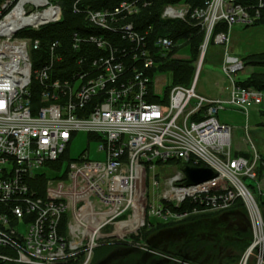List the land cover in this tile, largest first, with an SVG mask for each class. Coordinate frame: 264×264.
Masks as SVG:
<instances>
[{
    "label": "built area",
    "instance_id": "built-area-1",
    "mask_svg": "<svg viewBox=\"0 0 264 264\" xmlns=\"http://www.w3.org/2000/svg\"><path fill=\"white\" fill-rule=\"evenodd\" d=\"M82 1H73L72 12L101 34L73 33V67L62 75L70 59L59 40L47 43L46 58L33 68L30 52L40 40L18 35L61 20L60 6L53 0H0L1 261L89 264L95 243L125 239L151 219L168 223L202 209L228 210L237 199L258 207L241 177H255L260 154L231 153V127L219 112L227 104L264 108V90L237 83L235 75L246 64L231 53L230 43L232 26L264 23V0L163 3L160 21L181 20L201 31L195 58L190 35L174 39L153 35L152 24L136 27L138 13L153 0H120L101 9ZM210 44L222 46L226 96L195 90ZM174 60L194 66L187 85L171 84V71L162 68ZM32 83L38 87L36 105ZM80 133L97 141L103 157L91 159L82 151L62 173L49 176L39 195L37 177ZM183 164L211 167L216 176L185 185ZM172 165L173 173L165 169L157 178L160 167ZM148 190L157 194L150 203ZM185 202L193 206L174 209ZM255 216L256 227L262 223ZM105 226L109 235L102 232ZM260 231L253 233V249L264 242Z\"/></svg>",
    "mask_w": 264,
    "mask_h": 264
},
{
    "label": "trees",
    "instance_id": "trees-1",
    "mask_svg": "<svg viewBox=\"0 0 264 264\" xmlns=\"http://www.w3.org/2000/svg\"><path fill=\"white\" fill-rule=\"evenodd\" d=\"M74 0H53L56 4L61 7L62 18L54 23L46 24L41 26L38 30H23L18 33L20 36L29 37L31 39L40 40V48L33 49L30 52L32 59V67L36 68L41 65L47 54V43L51 40L57 39L62 43V50L66 54V59H70L71 52V38L74 32L82 34H101V31L90 27L83 19L81 14H75L72 12V4ZM120 0H84L83 4H89L94 9L111 8L116 5ZM179 0H153L152 4L148 8H142L140 14L136 17L138 29H143L146 25L152 24L154 30L153 35L161 34L173 37L174 39L183 38L190 35V46L192 52L196 51V47L202 39V33L198 26H192L187 22L181 20L175 21H160L158 17V11L163 3H174ZM193 5L202 3V0H188ZM263 25L264 23H258L256 25ZM249 26H246L247 28ZM195 54V53H194ZM69 55V56H68ZM194 58L196 55L193 56ZM243 62L253 66V71L245 79H237V83L241 86H251L256 89L264 90V51L255 52L245 55L242 58ZM64 71L62 75L67 74L73 67L71 59L64 62L62 65ZM162 68L171 71V84H184L190 83V78L193 74L194 66L190 61L186 60H174L169 64L162 66ZM32 88V103L36 105L38 103V87L35 83L31 84ZM168 89L165 91L167 94ZM166 98V96H165ZM149 101L158 102L157 97H149ZM262 116H264V108L260 110ZM93 136H90V138ZM238 155V154H233ZM247 156V155H244ZM260 158L264 159L263 155ZM68 155V148H66L62 154L57 158L56 161L47 163V166L59 170L62 173L68 160H71ZM169 163H176L178 160H169ZM66 163V164H65ZM199 162L198 165H202ZM256 168L259 170L263 168L258 162ZM61 176V175H60ZM46 174H40L35 183L34 187L38 190V194L42 195L44 192ZM193 205L185 202L179 208V210L190 209ZM264 207V205H262ZM239 218L245 214V208L242 201L239 199L228 210H220L213 213L196 214L189 218H185L179 222H168L163 223L161 226H175L180 225L186 232V237L180 241V252L182 257L186 261L195 262L197 264H205L209 259H219L225 254V249H229L231 245L237 246L240 250H243L247 245L251 243L252 237L243 225L241 228L232 224V216ZM229 215V217H227ZM247 231V232H246ZM151 233V232H150ZM149 232H147V235ZM174 248V245H171ZM215 247V251L209 252V249ZM175 249V248H174ZM176 250V249H175ZM207 253H206V252ZM176 252V251H175ZM226 255L228 261L233 257V254L229 253ZM174 255H179L178 252ZM185 261V262H186ZM0 264H21L16 262H5L0 260ZM219 264H222L220 262Z\"/></svg>",
    "mask_w": 264,
    "mask_h": 264
},
{
    "label": "rangeland",
    "instance_id": "rangeland-1",
    "mask_svg": "<svg viewBox=\"0 0 264 264\" xmlns=\"http://www.w3.org/2000/svg\"><path fill=\"white\" fill-rule=\"evenodd\" d=\"M73 5V4H72ZM61 8V7H60ZM72 9V7H71ZM141 11V10H140ZM140 12L138 13V15ZM260 25V24H259ZM241 30V31H240ZM230 40H231V53L238 55L240 58H243L245 55L255 52H262L264 51V28L262 27H252L248 28L247 30H243L242 27L235 26L233 28V31L231 33L230 31ZM184 52L188 53V49L185 48ZM195 53V54H194ZM192 52L191 54L194 56L197 53V49L195 52ZM222 46L210 44L206 50V54L204 57V61L202 63L198 81L195 86V90L197 93L200 94H206V95H214L217 93H221L224 91V95H227V89H225V75L222 71ZM196 65V64H194ZM245 71H251V68H253L252 65L247 64L245 65ZM243 76L242 72H238L235 75V79H240ZM262 107L253 105L247 108V110L242 109L238 113H233L227 110H222L219 113V118L221 121H227L231 127V148L230 151L233 154L234 149L236 145L241 147H246L248 150L249 155H252L253 153H258L264 156V116L261 115L260 110ZM86 151L89 158L91 159H100L103 157V153L99 152L97 150V141L95 139H89L87 135L85 134H77L76 138L72 141L70 146L68 147V155L70 158H74L80 155L82 151ZM260 165L263 167L260 170L258 168H255V177L249 178L246 175L242 176L241 179L245 183V185L249 188V191L251 195L255 198V202L258 205V209L256 210V213L253 212V210L248 206L247 208L242 201L243 206L245 208V214H243L241 217L238 218V221L235 222V224L239 225H245L247 231L249 232V235L253 237V233L259 235L261 232V228L264 232V159L259 158ZM258 160V161H259ZM69 161V160H68ZM66 164V163H65ZM174 165L172 166H166V167H160L159 171L156 169V172L158 171L159 175H157V178L161 175H165L164 172L165 169H167V173L171 174L174 172ZM169 167V168H168ZM46 175L45 184L48 181L49 176H56L57 171L50 167L44 168ZM151 170L147 169L146 172L149 173ZM148 182V179H147ZM157 194L154 192L147 191L146 199L147 202L150 203L154 200H156ZM238 200V199H237ZM235 203V202H234ZM200 209V208H199ZM219 210H198L197 212H192L187 214L186 216L182 218H178L176 222H179L181 220H184L185 218H189L191 216H194L196 214H206V213H213L217 212ZM259 216L261 219L260 225L256 224L254 219L257 220ZM125 217V215L123 216ZM229 217V215L227 216ZM233 218V217H232ZM253 220V223H251V219ZM151 223L146 224L144 227H142L139 230H131V232H127L125 239H117V240H111L106 238H102L100 241H98V244L95 243V247L92 252V256L90 258H93V255L95 253V250L100 246L102 243L110 242L113 243H126V244H136L140 247H142L145 243V238L147 232H153L154 230L163 227L161 226L160 221L155 220H149ZM171 222V221H168ZM166 223V222H165ZM262 225V227H261ZM129 231V227L126 229ZM246 231V232H247ZM104 234H108L110 232V228L108 226H105L102 230ZM181 241V240H179ZM255 241V240H254ZM252 242V240H251ZM264 242H257V245H255L254 249L253 247L247 245L243 250H240L237 246H229L230 252L233 254L236 258L232 257L230 261H224L225 263L222 264H264V250H263V256L258 258L259 252L262 250V246ZM140 244V245H139ZM175 246L179 245V242H174ZM264 248V247H263ZM169 254H174L175 249L170 247ZM252 249V250H251ZM209 252L215 251L214 248L209 249ZM206 252V251H205ZM250 252V253H249ZM207 253V252H206ZM243 258V259H242ZM242 260V261H241ZM219 261L223 262V260L219 259ZM241 261V263H240ZM218 258L215 259H209L206 261L205 264H219ZM75 262L73 261V264ZM90 263V262H89ZM21 264H28L23 263ZM185 264H197L195 262L186 261Z\"/></svg>",
    "mask_w": 264,
    "mask_h": 264
},
{
    "label": "flooded vegetation",
    "instance_id": "flooded-vegetation-1",
    "mask_svg": "<svg viewBox=\"0 0 264 264\" xmlns=\"http://www.w3.org/2000/svg\"><path fill=\"white\" fill-rule=\"evenodd\" d=\"M237 222V220L235 221ZM180 225L163 226L149 233L143 247L126 243L104 242L95 250L89 264H185L179 242L186 237ZM179 255L169 254L171 245Z\"/></svg>",
    "mask_w": 264,
    "mask_h": 264
},
{
    "label": "crops",
    "instance_id": "crops-1",
    "mask_svg": "<svg viewBox=\"0 0 264 264\" xmlns=\"http://www.w3.org/2000/svg\"><path fill=\"white\" fill-rule=\"evenodd\" d=\"M235 26H238V27H241V26H239V25H235ZM235 26H232V28L230 29V31H231V33H232V31H233V28L235 27ZM252 27H262V28H264V26L263 25H256V26H251V27H247V28H245V27H242V29L243 30H247L248 28H252ZM241 31V30H240ZM216 45V44H215ZM232 52V51H231ZM233 54V53H232ZM233 55H236V54H233ZM236 56H238V55H236ZM239 57V56H238ZM222 58H223V51H222ZM246 67V66H245ZM253 71V69L251 68V71H243L242 72V74H243V76L240 78V80L241 79H245L251 72ZM226 85V84H225ZM225 88V87H224ZM221 93H223V94H225L224 93V91H222ZM220 92L219 93H217V94H214V95H206V94H204L205 96H208V97H217V96H219L220 94H221ZM263 109V108H262ZM222 110H227V111H230V112H233V113H238V112H240L242 109L241 108H239L238 106H233V105H225L220 111H222ZM220 113V112H219ZM220 119V118H219ZM221 121V120H220ZM221 122H223V123H225V124H228L229 125V123L227 122V121H221ZM230 126V125H229ZM233 154H238V155H247V156H250L249 155V153H248V150L246 149V147H241V146H237L236 145V147H235V149H234V153ZM261 155V154H260ZM236 215L234 214V216H232L233 218H232V224H234L235 226H237V227H239V228H241L242 227V225H239V224H235V221L237 220L238 221V218L237 217H235ZM176 222V221H175ZM214 249H215V247H214ZM228 251H229V249H225L223 252H225V254L222 256V258H221V260H223V262L222 263H225L224 261H227L228 260V258H226V255L228 254Z\"/></svg>",
    "mask_w": 264,
    "mask_h": 264
},
{
    "label": "water",
    "instance_id": "water-1",
    "mask_svg": "<svg viewBox=\"0 0 264 264\" xmlns=\"http://www.w3.org/2000/svg\"><path fill=\"white\" fill-rule=\"evenodd\" d=\"M182 171L186 176V179L183 182L185 185L195 184L216 176V172L208 166L183 164Z\"/></svg>",
    "mask_w": 264,
    "mask_h": 264
},
{
    "label": "bare ground",
    "instance_id": "bare-ground-1",
    "mask_svg": "<svg viewBox=\"0 0 264 264\" xmlns=\"http://www.w3.org/2000/svg\"><path fill=\"white\" fill-rule=\"evenodd\" d=\"M253 211L256 213V209L255 208H253Z\"/></svg>",
    "mask_w": 264,
    "mask_h": 264
}]
</instances>
